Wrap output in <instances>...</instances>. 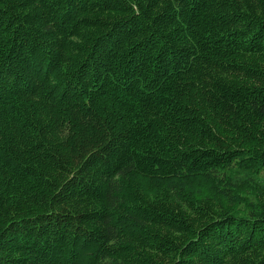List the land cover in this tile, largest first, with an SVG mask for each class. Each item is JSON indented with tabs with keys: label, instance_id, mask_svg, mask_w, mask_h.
Listing matches in <instances>:
<instances>
[{
	"label": "trees",
	"instance_id": "1",
	"mask_svg": "<svg viewBox=\"0 0 264 264\" xmlns=\"http://www.w3.org/2000/svg\"><path fill=\"white\" fill-rule=\"evenodd\" d=\"M260 173L264 0H0V264H264Z\"/></svg>",
	"mask_w": 264,
	"mask_h": 264
},
{
	"label": "rangeland",
	"instance_id": "2",
	"mask_svg": "<svg viewBox=\"0 0 264 264\" xmlns=\"http://www.w3.org/2000/svg\"><path fill=\"white\" fill-rule=\"evenodd\" d=\"M256 178V180H257V182H256V180L255 179H252L251 178V180H247V181H245V182H240V183H233V184H235V186H237L238 185V187H239V189H242V190H244V191H246V192H252L253 190H255V189H259L258 187H257V184L256 183H258L259 182V184L263 187H260V189H264V173H260L257 177H255ZM256 182V183H255ZM224 192H227L226 194V198H230L231 199V196H232V194H231V192L229 191V190H224ZM261 192L263 193V190H261ZM259 194V193H258ZM263 199V198H262ZM249 201L250 200H252L251 198H249L248 199Z\"/></svg>",
	"mask_w": 264,
	"mask_h": 264
}]
</instances>
